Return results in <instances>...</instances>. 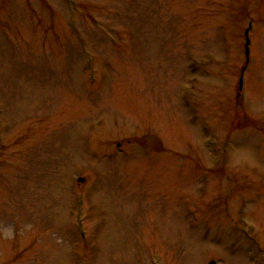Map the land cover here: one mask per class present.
<instances>
[{"label": "rangeland", "instance_id": "1", "mask_svg": "<svg viewBox=\"0 0 264 264\" xmlns=\"http://www.w3.org/2000/svg\"><path fill=\"white\" fill-rule=\"evenodd\" d=\"M211 261L264 264V0H0V264Z\"/></svg>", "mask_w": 264, "mask_h": 264}, {"label": "water", "instance_id": "2", "mask_svg": "<svg viewBox=\"0 0 264 264\" xmlns=\"http://www.w3.org/2000/svg\"><path fill=\"white\" fill-rule=\"evenodd\" d=\"M250 26L245 30V37H246V43H245V55L247 58V62H248V56H249V37H248V32H249ZM245 68V67H244ZM244 68L242 69V73L244 71ZM242 88V75L240 76L239 79V89ZM210 264H214V262H210Z\"/></svg>", "mask_w": 264, "mask_h": 264}]
</instances>
